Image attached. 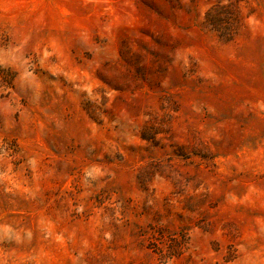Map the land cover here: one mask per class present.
<instances>
[{
    "label": "rangeland",
    "instance_id": "rangeland-1",
    "mask_svg": "<svg viewBox=\"0 0 264 264\" xmlns=\"http://www.w3.org/2000/svg\"><path fill=\"white\" fill-rule=\"evenodd\" d=\"M0 264H264V0H0Z\"/></svg>",
    "mask_w": 264,
    "mask_h": 264
}]
</instances>
